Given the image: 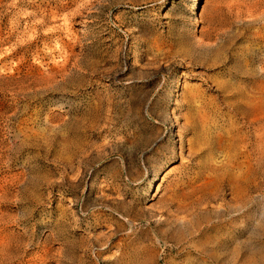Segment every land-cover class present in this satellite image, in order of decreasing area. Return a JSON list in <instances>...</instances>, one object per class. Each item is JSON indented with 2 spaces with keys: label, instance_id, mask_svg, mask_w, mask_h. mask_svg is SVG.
<instances>
[{
  "label": "rangeland",
  "instance_id": "1",
  "mask_svg": "<svg viewBox=\"0 0 264 264\" xmlns=\"http://www.w3.org/2000/svg\"><path fill=\"white\" fill-rule=\"evenodd\" d=\"M0 264H264V0H0Z\"/></svg>",
  "mask_w": 264,
  "mask_h": 264
}]
</instances>
